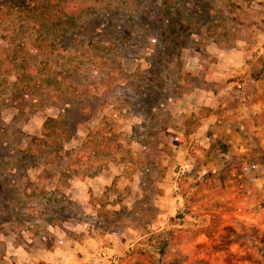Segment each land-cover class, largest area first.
<instances>
[{
  "label": "rangeland",
  "instance_id": "rangeland-1",
  "mask_svg": "<svg viewBox=\"0 0 264 264\" xmlns=\"http://www.w3.org/2000/svg\"><path fill=\"white\" fill-rule=\"evenodd\" d=\"M16 4L0 0V264H264V0Z\"/></svg>",
  "mask_w": 264,
  "mask_h": 264
},
{
  "label": "trees",
  "instance_id": "trees-1",
  "mask_svg": "<svg viewBox=\"0 0 264 264\" xmlns=\"http://www.w3.org/2000/svg\"><path fill=\"white\" fill-rule=\"evenodd\" d=\"M20 0H10V3H11V5L13 6V5H19V4H16V3H18ZM16 2V3H15ZM26 5H27V3H26ZM19 9H20V11H23L24 9L26 10L27 9V7H30L29 5H27V6H24V4H23V6L21 5H19ZM32 8V6L30 7V9ZM24 10V11H25ZM53 119V118H52ZM216 214H213L212 215V219H211V221H212V223L210 222V226H212V225H214V220H215V216ZM172 230H168V231H166L167 232V234L166 235H164V233H160V234H156V233H151V238L152 239H162V240H160V245L159 246H157L158 247V249L160 250L159 251V254H161V252H162V250L164 249V245H165V248L168 246V239H167V235L168 234H171L172 232H171ZM262 232V233H261ZM255 235H256V237H258L260 240H261V242L262 243H264V229H262L261 230V228L259 227V226H257L256 228H255ZM163 241V242H162ZM163 244V245H162ZM155 247V246H154ZM132 251V250H131ZM131 251H130V257H134V256H136V255H132L131 254ZM141 251V254L142 255H147L149 258H151V259H153L154 258V256H153V254H152V251H148V250H140ZM259 253H260V255H261V259L264 261V245H263V248L262 247H260V250H259ZM137 259H139V258H137ZM142 261H144V263H148V264H151V262H148L147 260H145V259H143L142 258ZM143 263V264H144ZM38 264H47L46 262H44V261H39L38 262ZM137 264H141L140 262H139V260H137Z\"/></svg>",
  "mask_w": 264,
  "mask_h": 264
},
{
  "label": "crops",
  "instance_id": "crops-1",
  "mask_svg": "<svg viewBox=\"0 0 264 264\" xmlns=\"http://www.w3.org/2000/svg\"><path fill=\"white\" fill-rule=\"evenodd\" d=\"M16 250L19 251V249ZM34 259L37 262L44 261L47 264H70L72 262L71 258H68L67 253H64L63 251L51 250L48 248H43L41 253L37 254Z\"/></svg>",
  "mask_w": 264,
  "mask_h": 264
}]
</instances>
